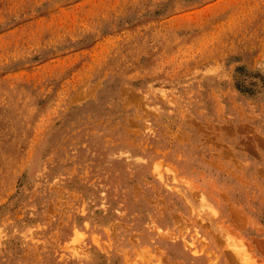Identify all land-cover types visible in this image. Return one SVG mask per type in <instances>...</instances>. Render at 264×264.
I'll list each match as a JSON object with an SVG mask.
<instances>
[{
  "label": "rangeland",
  "instance_id": "rangeland-1",
  "mask_svg": "<svg viewBox=\"0 0 264 264\" xmlns=\"http://www.w3.org/2000/svg\"><path fill=\"white\" fill-rule=\"evenodd\" d=\"M0 264H264V0H0Z\"/></svg>",
  "mask_w": 264,
  "mask_h": 264
},
{
  "label": "bare ground",
  "instance_id": "bare-ground-1",
  "mask_svg": "<svg viewBox=\"0 0 264 264\" xmlns=\"http://www.w3.org/2000/svg\"><path fill=\"white\" fill-rule=\"evenodd\" d=\"M148 135V134H147ZM132 142V141H131ZM101 184V183H100ZM155 191V190H154ZM105 230V229H104ZM98 237V236H97Z\"/></svg>",
  "mask_w": 264,
  "mask_h": 264
}]
</instances>
